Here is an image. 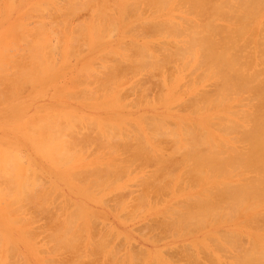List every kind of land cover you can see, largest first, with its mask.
I'll list each match as a JSON object with an SVG mask.
<instances>
[{"label":"rangeland","instance_id":"374dc122","mask_svg":"<svg viewBox=\"0 0 264 264\" xmlns=\"http://www.w3.org/2000/svg\"><path fill=\"white\" fill-rule=\"evenodd\" d=\"M11 1L13 5L11 8L7 5V10L6 4ZM11 1L7 3L5 1V5L2 2L6 11L0 18V166L3 168L6 162L9 167L2 170L11 169L6 171L7 174L0 169V264H194V262L196 264L198 260L202 264H231L234 254L243 249V246L244 248L248 246L250 239L256 238L261 232L251 229L246 224L245 220L249 214L242 212L243 207L240 209L237 207V213L230 209L234 214H229L230 210L227 208L228 210H224L228 214L222 215L224 212L221 210L220 214L219 212L216 214L218 216L216 220L208 216L204 218L203 224L202 220L199 223L196 222L200 221L198 219L194 221L195 218L192 219L194 215L188 217L191 220L183 223L184 218L178 211L184 208H179L178 204L182 200L188 202L187 196L199 197L207 194V188L208 190L214 188L213 185L218 187L219 183L224 181L222 177L212 175L202 180L195 177V180L193 174H188L191 168L187 173L188 168L185 164L192 160H187L186 155H191L188 152L191 148L183 145L185 140L182 138L186 133V125L194 123V126L202 127V129L195 127V130H208L216 140L229 143L231 141L229 138L236 137V134L223 136L215 123L213 127L209 121L216 122L217 116L227 117L224 114L225 110H230L229 116H232V119L240 118L244 110L252 111L256 105L252 95L253 101H250V96L249 101L248 99L242 101L244 96L250 94L242 93L241 96L239 93L236 97L233 94L232 99L229 98L231 100L225 103L223 112L210 106L204 108L205 105L200 106L203 109H195L191 103L197 100L196 103L202 104L203 98L201 103L198 100L202 95H212V92H215L216 81L209 73L205 74V68L195 65L193 56L192 59L183 54L184 56H180L182 59L179 57L181 61L173 59L174 55L168 58L167 55H172L167 54L168 51L171 53L173 47L175 50V44L181 45L183 42L180 41L184 40V37L174 38L168 35L165 37L166 34H156L148 29L143 21H155L162 14L155 15L151 8L146 5V9L142 3L139 5L140 8L137 5L139 9L135 12L138 14L141 8L144 9L141 10L142 16L131 15L129 12L130 16L123 20V10L127 7L130 9L132 3L131 0L119 1V11H116L115 16L120 15V21L116 24L117 27L114 26L117 28L116 31H112L113 27L112 30L109 29L112 33L109 31L111 34H106L108 29H103L101 39L94 34L91 36L86 34L87 39H84L85 36L82 34V37L81 33L72 34L73 36L66 34L65 26L67 24L71 28L78 25L76 28L79 29L80 23L90 21V8H78V11L67 17L65 24L66 17L62 18V15L66 12L61 14L56 9L65 5L68 0ZM253 1L249 30L245 34H253L257 28L256 33L259 36L257 39L263 43H259L257 47L251 40L248 45L242 47V52L245 54L252 51L251 54L256 58L264 51L260 49V44H264L262 30L264 22L261 23L264 21V0ZM41 3L46 5H41L43 7L41 8L38 5ZM61 3L62 6H59ZM107 3L110 5L111 0ZM49 4L53 6L50 7ZM36 5L37 10H43L39 14L37 12L40 11H33ZM135 6L136 4L133 10L136 11ZM176 7L175 9L171 7L165 13L171 16L170 19L174 23L179 22L178 25L186 27V20L197 19L190 15L189 11L183 14L185 8L184 10L183 7L182 9L180 6L177 7L179 9ZM234 8L237 10L236 14H239V9L235 6ZM24 14V17L28 14L27 19L25 18V25L28 26L22 25L25 29L21 31L25 30L26 34L20 32L13 34L12 31L3 34L11 25L16 29L15 21ZM218 19L216 23L219 26L229 25L227 17L223 18L224 21ZM42 21L44 26L48 27L44 30L46 34H27V27L30 29L28 31L32 29L33 32L36 29L33 27L37 25L39 27ZM21 22V24L24 22L22 18ZM61 22L64 24L60 25ZM132 22L143 29L136 27L138 31H142L141 33L136 31V28L129 29L131 32L135 31L134 34L125 29L126 26L135 27ZM84 23L85 26L87 23ZM122 23L124 25L121 26ZM20 29L19 27L17 30ZM77 29L73 32L75 30L74 33L78 32ZM121 29L123 33L120 32ZM51 30L55 33H49ZM68 37L73 41L71 42L73 48L68 44L70 43ZM36 40H39V45L36 42L35 45L42 47L46 42L47 48L44 49L45 45L42 49L38 47L37 50H35L37 46L28 47ZM244 40L240 44H244ZM137 44L148 49L144 51L145 56L142 58L146 57L149 60L150 56L147 58V54H152L155 62L160 61L158 64H161L163 58L161 65L164 66L156 68L155 63L154 68H151L153 66L151 63L144 67L152 60L150 59V62L146 60L147 63L143 62L142 58L139 60L138 50L133 47ZM158 46H161L159 50L162 52H158ZM170 46L172 47L168 49ZM164 48L166 52L162 50ZM111 52L115 55L110 54ZM160 53L167 57L164 56V59ZM34 55L38 56V63H33ZM106 55L109 58H106ZM135 57L145 63H142L141 68L139 64V67L137 64L132 65ZM164 60H168L167 63ZM256 60L252 61L253 68L260 70L264 63ZM183 63L188 66H184ZM113 65L116 66L114 70L110 69L112 67L109 68L110 73H113L111 76L108 67ZM261 72H264V68ZM261 75L264 77V73ZM195 76L200 80L198 83L194 80ZM107 77L116 80L112 83ZM10 78L18 82L16 90L15 86L10 85ZM193 95L197 96L195 97L197 99ZM238 100L239 104L244 103L248 106L249 102H252L254 105L251 103L250 108L244 104L240 106ZM237 109L241 110L237 113ZM182 122H186L183 134L180 132L182 131L180 125H184ZM167 128L173 130L167 132L169 134L172 132L173 135L176 131L174 133L175 138L178 136V139L174 138L176 141L172 140L171 134L168 135L164 131L168 130ZM185 139L187 140V137ZM42 140L49 141V144H44L46 142L43 143ZM62 142L68 146L70 152L68 151L67 156L64 144L60 146L65 149V152L61 150L63 152L61 156L64 159L65 155L66 160L56 162L53 158L56 156L51 153L53 152L51 149L55 144ZM234 143L238 147L243 145L238 141ZM181 144L185 146V151ZM175 147L179 148L178 151H183L182 154L186 153L185 156L183 154L186 163L182 164L183 156L180 155L181 152H176ZM203 148H197L195 151L204 153L206 148ZM54 149L58 150L57 146ZM206 150L215 152L218 149ZM61 151L56 154L57 160L62 159L59 156ZM66 156L69 158L68 161ZM4 158L8 161H4ZM11 163H14L13 166ZM9 172L11 175L17 174L26 188L25 193L21 195L22 198L17 202L13 201L12 196L15 194L14 185L6 178ZM232 174L230 178L234 182L238 181L237 172ZM184 201L181 206H184ZM174 209L176 211L172 214ZM221 215L223 217L219 218ZM180 217L183 218L182 223L175 220ZM198 218L201 219L200 216ZM224 233L230 238L234 235L238 242L235 240L236 244L228 245V242L223 241L225 235L224 239L218 235Z\"/></svg>","mask_w":264,"mask_h":264},{"label":"bare ground","instance_id":"6f19581e","mask_svg":"<svg viewBox=\"0 0 264 264\" xmlns=\"http://www.w3.org/2000/svg\"><path fill=\"white\" fill-rule=\"evenodd\" d=\"M5 1L7 3L9 0H4V2ZM108 1L110 3V0H68L65 5L62 6V3L64 4V1L61 3V5H59V6H62L59 8L61 11L57 7H55V8H57L58 10L56 9V11H59V13L61 12V14L63 12H66V14L63 13V15H62L63 16L62 18L65 19V17H66L65 22L62 21L65 24H66V20L68 19L67 17L72 15L74 11L75 12L78 11L77 10L78 8H80V9L90 8L91 9V10L89 9L91 11V16L89 14L90 21L85 22V23H87L85 26L83 25L84 22L80 23L83 26L79 25V29H77L78 27L76 28V26H78V25H73L75 28L73 26H71V28H70L69 26H67V24H66V26L64 25L67 28L66 34H70V35L73 34L74 35V34H80L81 33L82 37H83V35L85 36V37H83L84 39H87L86 34H89L90 36H91V34H94V36L96 35L97 37H99L98 39H101L103 36L102 35L103 31L101 32V30L108 29L107 30L108 32L106 33V31L104 30L105 31L104 33L111 34L112 33L111 30L113 29V27L114 26L117 27L116 24L118 23V21H120V15L115 16V14H117L116 11H119V1H121V0H111L110 5L107 3ZM218 1H213V0H210V1L209 0H131L130 3H132V6H130V9L127 6H126L127 8L124 7L125 8L123 10L124 16L122 18H123V20H125L128 16H130L129 12L131 13V15L137 14L135 12H137V10L140 8V6H139L140 3H142L145 5L144 7H146V5H147L149 7V9L151 8L152 13H154L155 15L156 14L157 15L162 14V16L158 17L157 20H155V21H150V22H148L147 20L143 21L148 26V29H150L152 32H155L156 34H166L165 37H167V35L172 36V37L174 36V38L176 36H178V37L183 36L184 37V40L180 41L183 43L182 44L179 43L181 45L177 46L175 44L174 45V46H176L175 50L173 47L172 49L174 51L172 50L171 53H169L170 51H168L167 54H172V55H167L168 58H170L169 56L174 55L176 57L173 56L172 57L173 59L176 58V60L181 61L182 58L180 56H184L185 54L190 56L192 59L194 57L195 65H198L199 67L201 66V67L205 68V70H204L205 74L209 73V75L215 79V81H216L215 83L217 84V86L214 88L215 92L213 91L212 95L211 94L205 95V96L202 95L200 97V100H198V101H200V103H201L202 98H203L202 104H198L199 102L196 103L197 100H195V102L192 101L193 103H191V104L194 106L195 109H197V110L203 109L200 106L205 105L204 108H206V106H210L212 108L217 109L219 112H223L225 110V107H226V106L224 107L225 103L232 99L231 96L233 94H235V97H236V94L238 95L239 93H240L239 95H241V96H242V93H249L250 94L248 96L246 95L247 98H246V96H244V98L242 97L244 99V100L242 99V101H246L247 99L249 101V96H250V101L256 100L254 102V103H256L255 106H253L254 103L249 102L250 104L252 103V106L254 107V109L252 111L251 110H249V111L244 110V112L241 114L240 118L234 117V119H232L233 117L229 116L230 110H225L224 114H226L227 117L222 118L224 116H220V118H219L217 116V117H215L216 122H212V121L210 122L209 121L210 125H212V126L215 123V125L217 126L216 127L217 130L223 136L236 134V137L229 138L231 140V141L229 140L230 141L229 143H226V142L222 143L223 141H221L220 139L216 140L208 132V130L207 131H202V130L198 131V129L195 130L194 129L195 127L196 128H199V127L194 126L195 125L194 123H193L194 125L193 124L186 125V127H185L186 122H182V123H184V125L183 126H182V124L180 125V127L182 128V129L180 128L182 130L180 132L183 134V131H185V129H186V131H185L186 133L184 132L185 134H183L184 138H182V140H185L184 141L185 143L183 142L184 144L183 143L182 144L183 145L186 144L185 145L186 147L188 146L189 148H191V151L189 149H188L189 151L187 150L189 153H191V155L187 156L185 152L183 154H184V156L186 155V158L188 157L187 160H190V161L192 160L193 162L191 161L190 162L191 164L188 163V161L186 160V158H184V156L182 154L183 151H178L180 148L179 143H178L179 148L175 147V149H176V152H179V153L181 152L180 155L183 156V158H182L183 163L182 164L186 163V161H187L188 165H187V163L185 164L188 168L187 173L189 172L188 171L189 168H191L190 172L188 174H190V175L193 174L194 178L197 177V179L202 180V179L210 177L211 175L216 176V177L220 176V177H222V181H224V182L219 183L218 187L216 185H213L214 188L211 187V189H209V190H211L210 192H209L208 188L206 187L207 190H206V188H205V190H206V192H208L207 194L200 195L199 197H197L198 195L193 196V197L187 196L186 199L189 198L188 202H186L187 200H185V201L182 200V202L184 201V206H181V205H183L182 202H180L178 204V206L180 205L179 208L180 207L184 208L183 209L184 211L183 210H180V211L177 210L178 212H180L179 215L184 218V222L182 221L183 218H181V217H180V219L176 218L175 220H177L179 223H180V221H181V223L182 222L185 223V221L187 222L188 219L191 220V218H188L189 216L192 217L194 215L195 217H192V219L195 218V220L193 219L194 221H196L197 219L200 220V221H196L198 223L201 222V220H202L201 224H203L205 221L204 218L206 219V217H208V216H210L211 218H214V220H216L218 218V216H216V214L218 212L220 214L221 210H222V213L224 212L222 215H224L227 213V211H225L224 209H226V210L234 209L235 212L237 213V209H238L237 207H239V209H240V207H243L242 212L245 211V212H248V214H249V217L245 220L246 224L251 229H253L255 231H260L261 233L256 238H253V237L251 239L249 238L250 243L248 244V246H246L245 248L243 246V249L241 248L240 250H238V253L236 252L237 254L236 253L234 254L235 256L233 258H231L232 259L231 264H264V77H262V75H261V73H264V72H261V71H263L264 67L261 68L260 70L254 69L253 68V62H252L253 60L257 59L261 63H264V51H262L260 56L256 57V58L253 57L254 54L253 55L251 54L252 51L251 52L248 51L250 54H248V52H245V54L242 52V47L244 48L245 45H248V43L251 40H252L251 43L255 42L256 46L259 45V43H263V42H259V40L257 39V36H258V33H256L257 28H256V30H254L255 32L253 34L252 33L248 34V35L245 34L249 30L248 23H249L250 18L252 16V6H254L253 0H224L221 2L220 1L218 2ZM250 1L251 2L253 1V2L251 3ZM259 1H261V0H259ZM0 2H1V4H0V18H1L2 13L5 12L6 10H5V6H2V4L4 2L2 0ZM49 2L50 1H48V3ZM125 2H127V1H125ZM6 3H4L3 5H5ZM8 3H12V1L8 2ZM8 3L6 4V8H7V5H8V7L10 6V8H11L13 3L11 5ZM48 3H47V5H48ZM55 4L56 3H54V5ZM135 4H136L135 8L137 7V5L139 7V8L138 7L136 8V11H135V9L133 10V7ZM251 4H252V6H251ZM38 5L41 8H43L41 5H46V4L41 3ZM38 5H36L37 7L34 6V9L33 8L32 9L34 12L40 11V12H37L39 14L43 10L42 11L37 10ZM51 5L53 6V4H51ZM126 5L129 6L130 4L126 3ZM174 5H176L177 7L180 6L181 9H182V7H183V9L185 8L186 10L184 9L185 11L184 12L182 11L183 14L186 13L187 11H189L191 13L190 15L195 16L197 19L196 20H190V18H189V21L186 20L185 21L186 27H185V25L182 26V24L178 25L179 22L177 24L174 23L170 19L171 16L169 17L168 16L169 14L168 15L165 14L167 10L171 9V7H173L175 9L176 6H174ZM49 6H50V4H49ZM52 6H50V7H52ZM234 6L237 9H239V14H236L237 10H235ZM131 7H132V9H131ZM63 8L65 9V11ZM254 8L255 7H253V9ZM260 8H262V7L260 6ZM146 9H147V7H146ZM177 9H179V8H177ZM7 10H8V8H7ZM52 10L54 11V9H52ZM128 10H130V11H128ZM141 10H144V9L141 8L139 11L141 13L138 12L137 16L139 14H140V16H142ZM31 13H32V10H31ZM259 13H260V11H259ZM25 14L23 15V17L25 16ZM118 14H120V12H118ZM29 15H30V13H29ZM121 15H122V13H121ZM155 15H153V16H155ZM23 17L20 16V19L18 18V20L15 21V24L17 22V24L15 26H17L18 28L16 27V29H15V27H12V25H11V27H8L3 31V34H9L11 31L13 34H16V33L17 34H20V33L26 34L25 30H23V31H21V30L23 28L25 29L24 26H28V25H25L26 24L25 18L28 17V14L26 15V17H24V19H23ZM218 17H220L221 19H223V18L225 19L227 17V22L229 25H227V26L223 25L222 26V24H221V26H219L216 23ZM21 18H22V21H24L23 24H21L22 23ZM135 18L137 19V17H135ZM220 18L218 20H220ZM224 19H223V21H224ZM123 20H121V21H123ZM62 22L60 25L64 24V23L62 24ZM67 22H69V21H67ZM181 22L184 24L183 21H180V23ZM263 22L264 21H261V23H263ZM42 23H43V21H42ZM18 24L19 25L21 24V25L19 26ZM41 24H39L40 25L39 27H38V25L36 27L34 26L33 28H36V29L33 32H32V29H31V31H28L30 29L27 27V29H28V30L26 29L27 34H43V33L46 34L44 32V30H45V27L46 28H48V27L46 25L44 26V23L42 24L43 26L41 27ZM133 24H132V26H133ZM22 25H24V26L22 27ZM60 25H58V26L61 27ZM122 25H124V24L122 23L121 26ZM135 25L136 24H134V26ZM137 25H138V23H137ZM138 26L131 27V28L129 26H126L125 29L126 30H129L132 28L135 29ZM262 26H263V24H262ZM19 27L21 28L20 31L17 30V29H19ZM55 27H53V28H55ZM115 27L112 30L113 32L116 31V29H117V28L115 29ZM127 27H129V28H127ZM73 28L77 29L78 32L74 33L76 30L73 32V30H74ZM262 28H264V27H262ZM109 29H111V30H109ZM134 29H132V30H134ZM13 30L15 32H13ZM16 30H17V32H16ZM55 30H56V28H55ZM64 30L66 31L65 28H64ZM140 30H143V29L141 28ZM150 30L148 32H150ZM262 30L264 31V29H262ZM109 31L111 33H109ZM121 31H123V30L121 29L120 32ZM136 31H138V29ZM18 32H20V33H18ZM46 32H48V31H46ZM53 32H52V30H51V32L49 31V33H52V34H53ZM134 32H131V34L132 33L134 34ZM138 32H140V31H138ZM258 32H260V31H258ZM121 33H123V32H121ZM124 33H125V31H124ZM126 33H127V31H126ZM136 34H137V32H136ZM148 34H151V33H148ZM70 35H69V37L71 38ZM89 35H88V37H89ZM70 38H69L70 43H68V44H71V42H73V41H71L72 39H70ZM92 38L94 39L96 37H92ZM244 38H246V39L244 40ZM258 38H259V36H258ZM39 40H41V39H39ZM39 40L34 41L32 43L33 45L30 43V46H28V47L36 48ZM243 40H244V44H240V42ZM35 42L37 43L36 45L34 44ZM43 42H44V40L41 43H43ZM170 43H173V42H170ZM43 44L45 46L41 44L42 47L37 46V48L35 50H37L38 47L40 49H42L43 46H44V49L47 48L46 42H44ZM161 44H164V43H161ZM72 45L73 44H71V48H73ZM130 45H132V43ZM156 45H158V44H156ZM170 45H172V44H170ZM260 45L262 46V48L260 46V49L264 50V44H260ZM172 46L168 47V49L171 48ZM124 47L125 46H123V48ZM133 47L138 50L137 52L139 55L137 54V57H140L139 60L141 61V58L144 55V51H147L148 49L144 48L141 44H137L135 46L133 45ZM138 47H139V49H138ZM140 47H141V49H140ZM142 47L145 50H143ZM149 47H151V46L149 45ZM152 47H154V45ZM159 47L161 48V46H158V50L160 49ZM247 47H245V48H247ZM257 47H259V46H257ZM165 48L162 50H164L166 52ZM69 49H70V46H69ZM68 50H67V52H68ZM151 50H154V49L151 48ZM158 52H162V51L159 50ZM40 53H41V51H40ZM110 54L115 55V53H112V52ZM123 55L126 56L125 54H123ZM147 55H148L147 58H149V56H150L149 60L151 59L152 62H150L148 59H146V57H143L142 58L143 62L145 61L147 63L146 60H148L150 62V63H147V65H146L145 63L138 61L137 57H135V59L138 61V63L134 59V61L132 60L134 62V63H132V65L137 64L136 65L137 67H139V65H140V68H141V66H143L142 63L145 64L144 67H147L148 64L151 65V63H152L153 66L151 68H154L155 63H156V65H155L156 68L164 66V65H161L163 62V58L162 59L159 58L162 60V62H161V64H158L160 61L155 62L156 60L153 58L152 54L149 55V53H148ZM159 55H163V54L160 53ZM164 56H166V55H163V57ZM32 58L34 60L33 63H38V56L37 55H34ZM106 58H109V57H107V55H106ZM110 58H112V57L110 56ZM114 59H115V57H114ZM164 59H165V57H164ZM115 60L119 61L118 58ZM122 61H123V58H122ZM164 61H165V63H167L166 61H168V60H164ZM186 62L188 63V60ZM186 62H185V64H186ZM194 62L192 61V63H194ZM111 64L112 63L110 62V65ZM183 65H184V63H183ZM259 65H260V63H259ZM184 66H186V65H184ZM110 67H112V68H110ZM115 67H114V65L108 67L109 74H111V76L113 75V73L112 72L110 73V69L114 70ZM196 68H194V69H196ZM184 69L185 68L183 67V70ZM151 70H154V69H151ZM204 71H202V74ZM192 73H194V72H192ZM192 73H190V74L192 75ZM188 74H189V72H188ZM205 74H204V77L206 76ZM111 76H108V77H111ZM108 77H107V80L110 79V78L108 79ZM195 77H196V79H194V80H196L198 83V81H200V80L198 79V76H195ZM113 80L114 79H112L110 82H112ZM115 80L113 82H115ZM9 81H10V85L12 84L13 87L15 86V90H16L18 87L17 86L18 82L14 78H10ZM13 87H11V88H13ZM15 90L13 89V91H15ZM201 92H203V91H201ZM12 94H13V92H12ZM199 94H197V95H199ZM205 94H208V93H205ZM195 95H193L194 98L197 97ZM251 95H252L253 100L251 99ZM189 98H191V97H189ZM229 98H231V99H229ZM238 98H239V96H238ZM195 99H197V98H195ZM235 100H237V99H235ZM248 101H247V103H248ZM239 102H240V100H238V105L243 106L244 103L239 104ZM249 105L246 106L244 104V106H246V107H249ZM186 106H187V104H186ZM236 106H237V104H236ZM238 110H241V109H237V111H236L237 113H238ZM193 113H195V112L193 111ZM206 121L208 122V120H206ZM187 124H190V123H187ZM183 127H185V129H183ZM213 127H215V126H213ZM64 128H66V127H64ZM200 128L202 129V127H200ZM164 129H166V127ZM44 130L47 131L48 129H44ZM170 130H172V129H170ZM170 130L168 129V130H164V131H166V133H167V132H170ZM48 133H50L53 136L55 135L51 132H48ZM174 133H176V131L173 132V135H172V132L170 133L171 135L169 133H167L168 135L172 136L171 137L172 140L175 138ZM53 136H51V137H53ZM185 136L187 137V140L185 139L186 138ZM48 137L49 136H46V138H48ZM175 139H178V136ZM42 141H43V143L46 142L44 144H49L48 143L49 141L48 142L46 140H42ZM235 141H238L243 145L241 147L240 146L238 147L235 145V143H234ZM63 144H64V148L67 149L68 146H65V143H63V142L57 143V145L55 144L54 147L56 148V146H57L58 150L54 149V147H53V149L50 148L51 151H53L51 153H53V155L56 156V157H53L56 159V162L57 161L60 162V161H63L65 159V155H64V159L62 157L63 156L62 153L65 152V149H63V147H60ZM183 145L181 147H184V151H185L186 149H185V146H183ZM174 146H176V145H174ZM202 147H204L206 149L211 148V150H215V149H218V150L215 152L214 151L209 152L210 150L207 151L205 149L207 152L204 150V153L203 152L198 153L195 151L197 148L202 149ZM61 150H63V152ZM58 151H61V153L59 154V156L62 157L61 160L60 159L57 160L58 155H56V154L59 153ZM68 151L70 152V150H68V149L66 150V152L68 153V154L66 153L67 156L69 155ZM201 151H203V150H201ZM67 156H66V158L68 161L69 158ZM166 159H168V158H166ZM184 159H185V162H184ZM5 160H7V159L4 158V161ZM2 162H3V158H2ZM6 164H8V163L5 162V166L3 164V168L7 167V166L9 167V165H6ZM11 164L13 166L14 163H11ZM3 168L1 167L0 169L2 170ZM10 170L11 169L6 170V171H10ZM3 171H5V170H2L1 172H3ZM6 171L4 173L7 174ZM236 172H237V176L239 177V179H238V181L234 182V180H232L230 178V177H232L230 175H233L232 173H236ZM9 174L11 175L10 172H9ZM9 174H8V176H6V178H7L8 182L13 183V185H14L15 194H13L12 196L14 198L13 201L15 200L14 202H17L22 198L21 195L25 193L26 188L22 184L21 180H19L17 174H15L17 178L14 177L15 176L14 174L11 175V176L14 175L13 178L11 176H9ZM206 175H207V177H206ZM14 178H15V180H14ZM195 180H196V178H195ZM13 203L11 205H13ZM261 206H263V207L259 208ZM174 211H176V209H174L172 211V214L175 213ZM181 211L185 212V214H183V212H181ZM231 211L232 210L229 211V214L231 213ZM178 212H177V214H178ZM222 215L219 218H222L223 217ZM235 215H237V214H235ZM242 215H244V214H242ZM199 216L201 219L198 218ZM231 216H233V215H231ZM185 217H187V218H185ZM208 219L210 220V218H208ZM245 222H244V224H245ZM90 225H92V224L90 223ZM254 234H252V235H254ZM218 235L220 237L222 236V239H224L226 237L225 240H223V241L228 242L229 243L228 245H234L238 242V238L234 237V235H232L231 238L229 235H226V233L221 234V235L218 234ZM224 235H225V237H224ZM228 236H229V238H228ZM90 237H91V233H90ZM235 240H237V242ZM103 243H104V241H103ZM105 244H107V243L105 242ZM179 252H181V251H179ZM170 253H171L170 255H172V251H170ZM134 254H135V252H134ZM178 254H181V253H178ZM174 256H176V255H174ZM172 257H173V255H172ZM82 258L83 257L81 256V259ZM179 260H180V258H179ZM198 261L196 262V264L201 263L200 261L199 262ZM194 264H195V262H194Z\"/></svg>","mask_w":264,"mask_h":264}]
</instances>
